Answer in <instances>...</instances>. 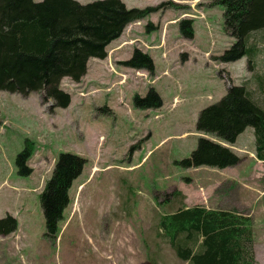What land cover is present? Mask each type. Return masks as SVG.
<instances>
[{
    "label": "rangeland",
    "instance_id": "1",
    "mask_svg": "<svg viewBox=\"0 0 264 264\" xmlns=\"http://www.w3.org/2000/svg\"><path fill=\"white\" fill-rule=\"evenodd\" d=\"M121 1L130 9L175 6L128 26L105 60H90L79 83L63 79L61 89L72 96L66 109H55L40 93L25 98L0 91V217L18 221L14 233L0 236V264H187L157 227L164 214L195 205L250 216L256 261L264 264V162L255 156L254 129L235 144L223 143L240 157L235 167L179 164L203 136L196 128L200 112L231 86H245L264 107V31L249 41L257 53L252 68L247 57L220 63L235 40L225 30L224 8L213 0ZM184 19L194 21L192 40L181 36ZM136 50L150 55L154 75L125 66ZM151 89L163 106L136 109L134 96ZM27 141L32 174L24 177L16 160ZM62 153L86 165L69 192L60 234L47 239L41 195ZM176 190L183 196L164 203Z\"/></svg>",
    "mask_w": 264,
    "mask_h": 264
},
{
    "label": "trees",
    "instance_id": "2",
    "mask_svg": "<svg viewBox=\"0 0 264 264\" xmlns=\"http://www.w3.org/2000/svg\"><path fill=\"white\" fill-rule=\"evenodd\" d=\"M211 4L224 8L225 30L235 40L218 62L232 63L247 57L252 68V58L257 53L249 41L254 33L264 31V0H213ZM174 6L164 3L130 9L121 0L88 4L77 0H0V91L25 98L40 93L45 101L54 103L55 109H66L72 96L61 89L63 79L79 83L88 73L90 60H105L108 46L128 26ZM179 28L183 38H194L192 19L182 20ZM125 66L155 73L150 55L139 50ZM133 105L138 110L159 109L163 101L151 89L145 97L134 96ZM196 128L203 136L191 156L179 163L183 168L222 170L237 166L240 157L223 143L235 144L247 128L254 129L255 156L264 162V107L252 99L245 86H231L219 102L202 110ZM32 156L27 141L16 160L19 175L32 174L27 168ZM85 165L86 160L78 155L59 156L41 195L47 239L60 234L64 212L70 204L69 192ZM182 196L176 190L163 202L170 204L171 198ZM17 228L18 221L13 216L0 217V236L6 237ZM157 229L187 264H257L252 218L238 210L183 206L164 214Z\"/></svg>",
    "mask_w": 264,
    "mask_h": 264
},
{
    "label": "crops",
    "instance_id": "3",
    "mask_svg": "<svg viewBox=\"0 0 264 264\" xmlns=\"http://www.w3.org/2000/svg\"><path fill=\"white\" fill-rule=\"evenodd\" d=\"M89 70V69H88ZM208 208V207H207Z\"/></svg>",
    "mask_w": 264,
    "mask_h": 264
}]
</instances>
